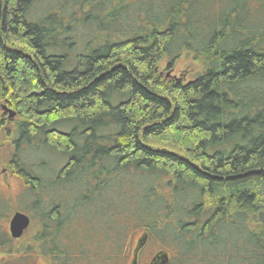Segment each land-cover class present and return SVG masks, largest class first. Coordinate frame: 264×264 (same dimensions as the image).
I'll return each instance as SVG.
<instances>
[{"label": "trees", "instance_id": "16d2710c", "mask_svg": "<svg viewBox=\"0 0 264 264\" xmlns=\"http://www.w3.org/2000/svg\"><path fill=\"white\" fill-rule=\"evenodd\" d=\"M2 101L0 264H264V0H0Z\"/></svg>", "mask_w": 264, "mask_h": 264}, {"label": "rangeland", "instance_id": "374dc122", "mask_svg": "<svg viewBox=\"0 0 264 264\" xmlns=\"http://www.w3.org/2000/svg\"><path fill=\"white\" fill-rule=\"evenodd\" d=\"M166 66V61H162L159 64V73L165 77V78H169V77H173L176 79H186L189 80L190 78H192L194 76V74L200 69L199 65L195 62H193V60L191 59L190 56L188 55H183L181 58H179L178 60H176L173 65L172 68H167ZM15 113L13 109H11L8 104H6V102L2 101L0 102V116L5 115L7 120H12L16 117V114L14 115L13 118H9V113ZM0 183L1 185H3L4 191L8 192V194L11 197H14L16 194H18L19 189H20V182L18 179L12 177V176H8L5 179H0ZM6 231L8 232V224L6 225ZM27 232V231H26ZM140 232H137L136 234H134L133 238H132V247H134L138 241V239L140 238ZM25 242H27V240H24ZM154 244V243H153ZM147 244V246L144 248V250L142 251V256L140 258V264H149L151 259L158 253V249L159 247L155 246L157 244ZM17 264H48L47 261L41 259V258H35V259H30V260H26L24 262H20ZM126 264H129L126 263Z\"/></svg>", "mask_w": 264, "mask_h": 264}, {"label": "water", "instance_id": "95a60500", "mask_svg": "<svg viewBox=\"0 0 264 264\" xmlns=\"http://www.w3.org/2000/svg\"><path fill=\"white\" fill-rule=\"evenodd\" d=\"M15 113H9V118H13ZM31 224V219L28 215L22 212H15L12 214L8 221V233L13 240H19L23 237L25 232L28 230ZM146 244V235H142L136 244L133 251V257L131 264H137L139 252L142 250ZM168 256L165 252L157 253L150 261L149 264H167Z\"/></svg>", "mask_w": 264, "mask_h": 264}]
</instances>
